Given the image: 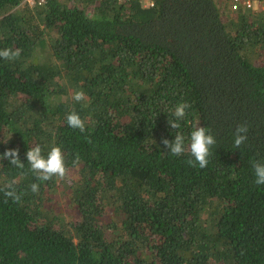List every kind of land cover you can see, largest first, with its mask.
Returning a JSON list of instances; mask_svg holds the SVG:
<instances>
[{
	"label": "trees",
	"instance_id": "1",
	"mask_svg": "<svg viewBox=\"0 0 264 264\" xmlns=\"http://www.w3.org/2000/svg\"><path fill=\"white\" fill-rule=\"evenodd\" d=\"M24 1L0 0V49L21 50L0 58V156L18 149L25 164L0 159V189L15 180L21 195L0 191V264H264L252 169L264 162V12L229 0ZM181 102L191 107L172 129ZM73 111L84 133L67 125ZM194 127L217 141L203 169L161 142L178 131L187 146ZM36 145L62 148L66 179H36Z\"/></svg>",
	"mask_w": 264,
	"mask_h": 264
},
{
	"label": "clouds",
	"instance_id": "2",
	"mask_svg": "<svg viewBox=\"0 0 264 264\" xmlns=\"http://www.w3.org/2000/svg\"><path fill=\"white\" fill-rule=\"evenodd\" d=\"M21 56L20 49L5 48L0 49V58L6 61H13L19 59ZM73 99L76 102L85 101L86 95L83 91H76ZM191 107L187 102L177 104L173 110V117L169 118L168 125L172 129L180 128V121L187 115V110ZM67 125L74 129L79 130L81 133L86 131L85 121L76 112H70L66 116ZM249 127L246 124H241L235 130L233 139L234 147L240 148L248 140ZM91 143V140L88 141ZM163 145L169 150L168 153L172 156L179 157L186 151L190 153L191 159L187 160V164L191 167H199L200 169L206 168L209 163L211 149L216 145L217 141L214 135L211 134V129L205 127H194L190 133L188 144H185V136L176 131L174 140L162 139ZM2 160H8L10 164L16 168L24 169L25 164L21 162L18 149H9L5 151ZM27 164L30 166V171L34 174L39 181H49L54 177L64 180L68 177L69 168L66 165L65 156L60 146H52L45 155L42 148L36 145L26 152ZM80 164V156L77 153L72 161L73 167H78ZM252 169L255 176L256 185H264V162L252 161ZM16 181H9L3 189L4 196L12 199L13 202L19 203L21 195L17 193L15 188ZM32 193H38L39 184L33 183L30 185Z\"/></svg>",
	"mask_w": 264,
	"mask_h": 264
},
{
	"label": "built area",
	"instance_id": "3",
	"mask_svg": "<svg viewBox=\"0 0 264 264\" xmlns=\"http://www.w3.org/2000/svg\"><path fill=\"white\" fill-rule=\"evenodd\" d=\"M31 4H34V0H28ZM122 1V0H121ZM148 2L147 5L149 6V0H146ZM230 1V8L233 11H254L257 13H263L264 12V1L262 0H229ZM44 0H39V4H42Z\"/></svg>",
	"mask_w": 264,
	"mask_h": 264
},
{
	"label": "rangeland",
	"instance_id": "4",
	"mask_svg": "<svg viewBox=\"0 0 264 264\" xmlns=\"http://www.w3.org/2000/svg\"><path fill=\"white\" fill-rule=\"evenodd\" d=\"M143 3H144V5H147L148 4V2L146 0H143ZM26 4L29 5L30 7L34 5V4H31L28 0L27 1H24V4L23 5H26Z\"/></svg>",
	"mask_w": 264,
	"mask_h": 264
}]
</instances>
